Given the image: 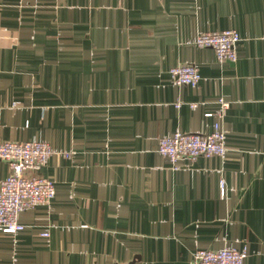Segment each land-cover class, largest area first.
<instances>
[{
    "label": "crops",
    "instance_id": "1",
    "mask_svg": "<svg viewBox=\"0 0 264 264\" xmlns=\"http://www.w3.org/2000/svg\"><path fill=\"white\" fill-rule=\"evenodd\" d=\"M228 29L236 63L189 45ZM187 64L196 88L172 82ZM216 123L224 158L175 169L158 154ZM0 129L57 152L34 174L56 198L0 233V264H192L226 247L264 264V0H0ZM10 173L0 161V184Z\"/></svg>",
    "mask_w": 264,
    "mask_h": 264
},
{
    "label": "built area",
    "instance_id": "2",
    "mask_svg": "<svg viewBox=\"0 0 264 264\" xmlns=\"http://www.w3.org/2000/svg\"><path fill=\"white\" fill-rule=\"evenodd\" d=\"M241 36L237 30L228 29L220 32L200 33L189 45L200 49H211L218 63H236L237 46ZM174 85L196 88L202 77L195 65H179L170 71ZM217 114L209 113L206 117H223L230 108V103L221 100ZM179 106V105H178ZM197 107L196 104L191 105ZM1 136V129H0ZM157 152L168 159L175 169H181L186 161L198 158H224L227 154L226 132L220 123L209 134H191L176 131L173 135L160 139ZM57 152L47 143L33 140L24 143L1 142L0 161L9 163L10 175L0 184V233L17 235L26 227L20 223L22 213L32 211L39 206L51 204L56 198L54 181L34 175L47 167ZM66 158L71 154L65 153ZM221 196H226V182H220ZM43 238L50 234L44 233ZM248 251L226 247L220 250H199L193 256L192 264H244Z\"/></svg>",
    "mask_w": 264,
    "mask_h": 264
}]
</instances>
